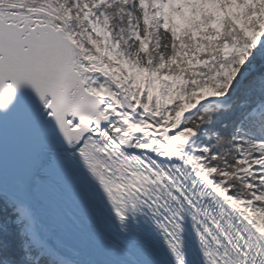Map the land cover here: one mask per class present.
Wrapping results in <instances>:
<instances>
[{
    "label": "snow or ice",
    "instance_id": "1",
    "mask_svg": "<svg viewBox=\"0 0 264 264\" xmlns=\"http://www.w3.org/2000/svg\"><path fill=\"white\" fill-rule=\"evenodd\" d=\"M157 248L264 264V0H0V264Z\"/></svg>",
    "mask_w": 264,
    "mask_h": 264
},
{
    "label": "water",
    "instance_id": "2",
    "mask_svg": "<svg viewBox=\"0 0 264 264\" xmlns=\"http://www.w3.org/2000/svg\"><path fill=\"white\" fill-rule=\"evenodd\" d=\"M23 95H25V96H26V95H28V94H27V93H24Z\"/></svg>",
    "mask_w": 264,
    "mask_h": 264
}]
</instances>
